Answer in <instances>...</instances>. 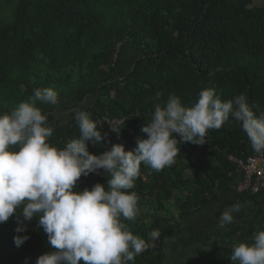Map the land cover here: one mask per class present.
<instances>
[{
  "label": "trees",
  "instance_id": "trees-1",
  "mask_svg": "<svg viewBox=\"0 0 264 264\" xmlns=\"http://www.w3.org/2000/svg\"><path fill=\"white\" fill-rule=\"evenodd\" d=\"M85 38L98 44L109 62L119 45L121 55L134 60L132 68L119 77L113 61L109 70L93 68L80 80L67 75L52 81L53 74L88 55L82 46ZM40 63L50 75L37 70ZM207 87L222 100L243 93L253 112H264V0H16L11 23L0 26V112H10L34 89H54L59 103L38 102L37 107L53 126L49 142L58 148L78 138L74 114L84 110L101 134H107L102 145L89 142L91 154H101L113 144L133 151L137 138H147L141 128L151 120L155 103L163 104L175 94L190 106ZM173 136L179 147L174 163L159 172L142 164L135 181L138 209L152 205L148 227L139 215L125 221L149 245L135 257V264H232L227 238L217 242L215 235L189 231L187 223L205 209L207 199L234 187L235 167L227 158L244 160L256 153L231 118L219 130H208L210 149ZM107 179L82 176L76 190L106 185ZM178 190L186 196L176 199L180 223L174 224L164 216V203ZM26 224L23 233L15 231V218L0 224V264H35L51 250L38 221ZM180 228L182 238L177 234L172 239ZM153 230L158 232L155 240ZM17 235L30 238L17 247Z\"/></svg>",
  "mask_w": 264,
  "mask_h": 264
},
{
  "label": "clouds",
  "instance_id": "clouds-1",
  "mask_svg": "<svg viewBox=\"0 0 264 264\" xmlns=\"http://www.w3.org/2000/svg\"><path fill=\"white\" fill-rule=\"evenodd\" d=\"M38 102L56 106L57 91L34 89L10 112H0V224L15 218V231L23 233L26 222L38 221L51 250L35 264H135V257L149 247L125 223L138 214L135 181L142 164L159 172L174 163L179 152L174 133L184 142L203 145L208 130H219L231 118L252 150L264 155V112H253L243 93L222 100L207 87L190 106L171 94L163 104H154L151 120L141 128L147 138H137L133 151L113 144L98 155L89 152V142L102 145L107 134H101L89 112H75L79 136L58 148L49 142L54 129ZM89 174L108 177L106 185L77 191V182ZM239 211V204L225 208L218 227L232 224ZM29 238L17 235L14 243L20 247ZM151 238L157 239L158 232L153 230ZM251 240L232 242V264H264V229Z\"/></svg>",
  "mask_w": 264,
  "mask_h": 264
},
{
  "label": "rangeland",
  "instance_id": "rangeland-1",
  "mask_svg": "<svg viewBox=\"0 0 264 264\" xmlns=\"http://www.w3.org/2000/svg\"><path fill=\"white\" fill-rule=\"evenodd\" d=\"M15 2L16 0H0V26L11 23L12 7ZM82 46L88 55L82 59H78L74 61V64L71 65L67 71H64L61 74H53L52 81L56 82L60 77H66L67 75H70L73 81L80 80L84 75L88 74L89 71H91L93 68H99L104 71L109 70L112 66L111 64L113 63V61H115V64H116L117 75L119 77H122L125 73H127L132 68V65L134 63V60L130 58H125L121 55L122 47H119V45L116 46L115 48V51H114L115 55H113L111 62L106 60L103 53L99 50L98 44L94 46L85 38L82 42ZM129 52L131 53L130 50ZM125 59H127L128 61H126ZM37 70H39L42 75L51 74L44 68V66L41 63L38 65ZM201 146L202 147L205 146L208 149H210L208 142H206L205 144ZM183 174L185 176H188L189 171L185 170L183 171ZM173 194H174L173 199L167 203H164L166 214L164 215L162 213L161 215L169 217L173 221L174 224H179L180 219H179V214H178V207L176 206V199L182 200L184 199L186 194L182 190L174 191ZM213 202H216V201H212V199L207 200L206 205H207L208 212H209V206H211ZM151 206L152 205L145 203L138 209L137 215L141 217L142 223L146 227H148L150 224V219L147 217V215H149L152 212ZM193 218L195 220H199L200 216L196 215V216L190 217L189 220H192ZM203 223L205 224V221H203V218H201L200 224L204 225ZM182 231H183V228H180V230L176 234H174L171 238L172 239L176 238V235L181 233Z\"/></svg>",
  "mask_w": 264,
  "mask_h": 264
},
{
  "label": "crops",
  "instance_id": "crops-1",
  "mask_svg": "<svg viewBox=\"0 0 264 264\" xmlns=\"http://www.w3.org/2000/svg\"><path fill=\"white\" fill-rule=\"evenodd\" d=\"M209 199L216 201L209 206V212L207 211V205H205V209L198 214L200 219L203 218L205 224L203 223L204 225H201L200 219L195 220L193 218L187 223V229L189 231L194 230L201 236L215 235L217 236L216 241L220 243L227 238L228 245L226 247L231 249L233 241L251 243L252 236L259 229H264V192L258 196L251 198L243 197L240 200V196H238L235 187H230L227 193ZM236 204L240 205V211L234 213V222L226 225L224 228H219L218 224L221 213L228 206ZM228 229L230 230L229 234L226 231ZM196 252L203 253V249L201 251L196 250Z\"/></svg>",
  "mask_w": 264,
  "mask_h": 264
},
{
  "label": "built area",
  "instance_id": "built-area-1",
  "mask_svg": "<svg viewBox=\"0 0 264 264\" xmlns=\"http://www.w3.org/2000/svg\"><path fill=\"white\" fill-rule=\"evenodd\" d=\"M227 160L235 167L233 183L238 194L255 197L264 192V155L256 153L244 160L229 156Z\"/></svg>",
  "mask_w": 264,
  "mask_h": 264
}]
</instances>
